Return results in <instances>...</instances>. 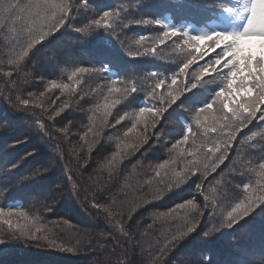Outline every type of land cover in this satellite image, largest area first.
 <instances>
[{
  "label": "trees",
  "instance_id": "1",
  "mask_svg": "<svg viewBox=\"0 0 264 264\" xmlns=\"http://www.w3.org/2000/svg\"><path fill=\"white\" fill-rule=\"evenodd\" d=\"M20 2L26 4L28 0ZM66 3L71 5V11L65 24L29 50L19 65L8 63L6 44L0 34V138L17 151L2 173L4 195L0 197V208L14 213L23 211L29 218L39 216V225L51 229L58 243L62 242L57 233L66 236L69 225H73L72 241L63 242L73 251L50 248L45 241L21 236L0 219V236L4 240L0 244V264H264V206L257 207L234 227H221L227 212L245 199V188L249 191L255 188L253 180L264 183V176L260 174L264 171L260 167L264 164V121L257 119L255 124L237 131L227 158L215 172L205 173L203 168L185 172V166L194 156L199 157L201 152L212 155L208 149L214 145H205L204 128L196 124L194 113L216 100L215 93L226 88L229 69L223 67V62L214 64L222 51L213 47L203 56L192 52L197 59L187 69V75L177 76L183 63L191 59L190 45H184L183 39L177 37H169L160 44L162 26L129 23L150 18L192 36L229 33L232 26L215 17L208 25L212 16L210 9L227 1L88 0L86 8L80 7L84 0H67ZM107 11L119 14L112 18L114 26L105 28L103 34L106 37L101 42L100 39L96 40L99 43L87 40L88 45L84 46L85 31L78 30L95 29L92 20ZM123 24L128 26L123 27ZM238 28L234 24L233 32ZM59 34L64 46L54 40ZM141 35L147 39L137 44ZM69 39L72 41H65ZM178 44L181 47L177 48ZM208 44L211 41L203 47L207 49ZM60 48L65 49V53L60 54L57 51ZM85 50L91 53V61L96 66L79 63V55H86ZM106 53L111 57L117 55L121 63L107 58ZM96 56L99 59L95 60ZM44 59L57 65L51 79L45 80L40 74L39 63ZM58 59L60 64L56 62ZM80 67L89 71L78 72ZM204 67L209 71L201 75L200 70ZM176 76L178 84L175 87L182 91L181 82H188L189 87L196 83L197 87L167 107L166 102L160 101L159 94L166 95L167 85ZM158 79H163L165 85L153 97L149 92ZM53 84L68 85V89L52 87ZM131 86L136 87L135 92L130 91ZM113 87L122 91L111 92ZM17 96L29 100V104H22ZM46 98L48 102L43 103ZM65 103L67 106L60 111ZM106 103L112 104L107 126L93 128L92 118L102 119V106ZM141 107L151 109V112L138 119ZM162 107L166 111L155 116L156 109ZM218 107H221L219 102L213 105V111ZM58 111L60 114L56 115ZM228 115L231 117V113ZM122 116L124 119L116 123ZM153 120L155 126L146 127L153 124ZM16 121L23 123V129L12 126L11 123ZM130 128L133 132L125 136ZM96 131L100 132L99 137L95 135ZM229 131L225 127L221 133L218 128L217 132H208L207 137L215 139L223 151L222 140L227 138ZM143 135L149 138L138 151L124 148L125 143H136ZM185 136H188L187 142L172 150V145L183 141ZM92 141L95 143H91L89 151ZM180 149H184L185 154L173 163V157L178 156ZM189 150L194 156L187 155ZM126 152L132 154L125 156ZM117 153L121 162L110 174L102 165ZM237 158L239 161L235 162ZM165 161H169L167 168L161 177H155V170H159L158 166ZM37 170H40L39 175H34ZM172 170L185 175V182L174 185L161 198L152 199L149 186L143 182L153 177L167 182ZM137 183L142 185L137 195H146L149 202L141 204L131 219L126 214L116 217L121 220L124 232L114 221L108 222L112 218L107 217V213L91 207L92 203L111 205L113 199L118 204L125 200L126 184L135 186ZM198 184L200 188H197ZM211 185L223 191L219 201L210 195ZM205 195L210 197L208 201L204 200ZM188 200L198 206L189 213L199 218L198 227L168 245L180 220H156V215L168 213ZM45 205L51 210H46ZM118 210L114 208V211ZM178 211L182 214L185 210ZM6 219L13 224L18 221L23 224V218L15 215ZM54 221L60 222V226H54ZM205 231L210 235L205 236ZM162 249H165L163 253Z\"/></svg>",
  "mask_w": 264,
  "mask_h": 264
},
{
  "label": "snow or ice",
  "instance_id": "2",
  "mask_svg": "<svg viewBox=\"0 0 264 264\" xmlns=\"http://www.w3.org/2000/svg\"><path fill=\"white\" fill-rule=\"evenodd\" d=\"M88 6V0H84V3L80 6L81 8H86ZM71 11V5L65 3L64 0H28V3L21 4L20 0H0V28L6 27V21L10 22L11 27L9 31L15 33L13 37L15 44L13 49L10 50V54L15 55V59L9 60L10 64L19 65L20 62L28 55L29 50L33 49L36 45L41 44L47 37L51 36L54 30L62 27L65 24V20L68 12ZM242 12L246 14V25L242 32L239 33H225V32H214L207 35H197L192 36L187 33H181L179 30L174 28H168L167 25H161L159 20H153L150 18H144L136 21H129V23L143 24V25H160L164 29L159 38V43L164 44L166 39L169 37H177L183 39L184 45H190L191 52L189 55L191 59H188L179 68V75H187V69L192 65L197 59L191 53H199L201 56L206 54L207 50H211L213 47H220L223 45V52L218 55L214 61L215 65H220L223 62V67L228 68V80L226 88H222L220 91L215 93L216 100L206 106L200 108L194 113V119L197 125H201L204 128L205 145L207 143H212L213 148H209L208 152L212 155L206 154V156L201 159V157L194 156L193 152L189 150L187 155H193L194 158L188 161L185 166V172H195L204 169L205 173L208 171L215 172L217 167L222 164L227 158V154L230 148V144L236 138L237 131L242 127H247L254 120L259 119L264 121V0H246ZM114 15H119L118 13H113L107 11L98 16V18L93 19L91 24L95 28H112L114 25L111 22ZM24 19L29 23L21 26V28H16L15 25ZM128 24H123V27H127ZM27 29L26 33L24 29ZM78 31H86V29H79ZM115 35V32L113 33ZM147 37L141 35L139 40L136 41L137 44H142ZM207 41H211V44L207 45V49L203 46ZM181 47L179 44L177 48ZM19 49L17 52L16 49ZM155 51V49H153ZM137 55H142L144 53H136ZM131 55V53H130ZM227 58V59H226ZM231 66V67H229ZM78 72H87V68H79ZM209 68L204 67L200 70L201 75L208 73ZM215 71V69H213ZM11 76V73H7ZM75 75V73H74ZM155 76V74H152ZM177 76L171 79V83L167 85L169 89L165 94L160 93L159 99L162 103L167 104V107L173 105L181 96L187 91L197 87L196 83H191L190 87L188 82L183 83V91L177 88L178 79ZM71 79V77H70ZM115 84V81H113ZM165 85L163 79H158L155 86L149 92V95L155 97L157 95V90ZM52 87H63L68 89V85H56L53 84ZM111 92H121L119 88L113 87ZM130 91L135 92L136 87L131 86ZM240 93L237 95V93ZM43 95V93H41ZM17 100L24 105L29 104V100L23 99L17 96ZM217 102L220 103L221 107H218L213 111V105ZM118 103V101H116ZM37 106H39V101H37ZM67 104L61 106L60 111L64 110ZM104 114L102 119L97 120L94 116L92 118L93 128H103L107 126L108 116L111 114L110 109L112 104L106 103L103 106ZM99 110V109H98ZM60 111L56 112V115L60 114ZM166 111L165 108H157L154 115L161 116ZM151 112V109L141 107L139 109V118L142 119L145 113ZM220 115H216V113ZM228 113H231L229 117ZM127 115V113L125 114ZM203 116V120L201 117ZM51 119V117H49ZM124 117H120L116 123H120V120ZM225 121L226 123L221 124L220 121ZM155 124L156 121L153 120ZM227 127L230 131L227 133V138L222 140L224 145V150H220V146L216 143L215 139H210L207 137L208 132H217L218 128L223 132V129ZM61 131H67V129H61ZM92 131V128L89 129ZM133 132V129H129L126 132V136ZM95 135L99 137L100 132L96 131ZM253 135H256L255 133ZM111 139V137H109ZM248 139H252L249 137ZM188 136L184 137L183 141H177L172 145V150L177 149L179 144L187 142ZM91 143H89V151H91ZM140 143H125V149H132V152L138 151ZM171 151V150H170ZM132 153H125V156ZM185 154L184 149H180L177 157H173V163L179 156ZM32 155V153H28ZM121 162L120 154L117 153L109 160L107 163L102 165L103 168L108 169L111 174L115 171L119 163ZM169 161H165L163 164L158 166L159 170H155V177H161V173L167 168ZM13 167H16L14 164ZM261 169H264V164L260 165ZM43 171H48V169H43ZM40 170H37L34 175H39ZM264 176V171L260 173ZM152 179L145 180L143 183L147 184L150 188V195L152 199L161 198L166 191L170 190L174 185L178 186L183 184L187 177L181 172H175L172 170V175L169 181H164L163 179L156 180ZM258 187L253 188L251 191L245 188L247 195L245 199L236 203L232 207L231 211L227 212L225 219L222 222L221 227H234L236 224L240 223L241 220L247 218L253 211L260 206H264V183L259 181ZM163 185V186H161ZM128 191L125 192V200L120 201L118 204L113 199V203L100 204L92 203L91 207L94 209H101L104 213H107V217L112 219L108 220L109 223L115 222L119 226L120 231L124 232L123 224L121 220L116 219L117 216L123 217L125 214L131 219L133 213L141 204L148 203L149 200L146 195H137L138 190L142 187L140 183L135 186L127 185L125 186ZM200 188V185H197ZM124 191V189H122ZM4 195V190L0 189V197ZM210 197L208 195L204 196V200L208 201ZM207 206V205H205ZM46 210H51L47 205L44 206ZM114 208H118V211H114ZM198 206L193 200H188L187 203L177 204L176 208L172 209L168 213H161L156 215V220L166 219L174 220L179 218L180 223L175 226V231L171 235V239L168 240V245H171L177 240H180L190 233L194 232L199 224V218L197 216L189 215L190 212L197 210ZM178 209L185 210L182 214ZM17 216L23 218L25 223H16L7 217ZM202 215V213H201ZM106 217V218H107ZM0 219H4V222L8 224L9 229H14L19 232L21 236L28 237L33 241H45L46 246L50 248H57L63 251L72 252V247H65L63 243H58L57 239L54 238V233L49 228L39 225V216H34L29 218L28 215L23 211L12 212L11 210L5 211V209L0 208ZM67 225V221L63 222ZM155 223V220H154ZM54 226H60V222L54 221ZM69 227H71L69 225ZM152 226L149 225V228ZM35 228V231H33ZM205 236H209L210 232L205 231L203 233ZM127 235V233H125ZM4 243L2 236H0V244ZM43 246V245H41ZM167 248V245L165 246ZM165 249H162V253Z\"/></svg>",
  "mask_w": 264,
  "mask_h": 264
},
{
  "label": "rangeland",
  "instance_id": "3",
  "mask_svg": "<svg viewBox=\"0 0 264 264\" xmlns=\"http://www.w3.org/2000/svg\"><path fill=\"white\" fill-rule=\"evenodd\" d=\"M64 2L66 3L67 2V0H64ZM21 3V2H20ZM21 4H23V3H21ZM234 12V9L233 8H228L225 12H224V16L225 17H229L232 13ZM81 20H83V19H81ZM244 23H245V25H246V14H244L243 15V20H242ZM27 23H29L28 21H26V20H24V19H21L16 25H15V27L16 28H21V26H23V25H25V24H27ZM6 27H3V28H0V34H1V36L3 37V39H4V41H5V44H6V55L8 56V59L10 60V59H12V60H14L15 59V55H13V54H10V50L11 49H13V47H14V44H15V41H14V39H13V37L15 36V33H13V32H10L9 31V27H11V24H10V22H7L6 21ZM243 29H244V26L242 27ZM241 28V29H242ZM104 30H105V28H103V27H100V28H95V29H93V30H87V31H85L84 32V46H87L88 44H87V40H88V42H90V43H99V42H101L102 41V39H103V37H106V34H103V32H104ZM24 31L26 32L27 31V29L25 28L24 29ZM60 35L61 34H59V35H57L55 38H54V40L56 41V43H58V44H60V45H62V46H64V43H63V39L62 38H59L60 37ZM100 39V40H99ZM96 40H99V42H97ZM65 41H68V42H71L72 41V39H69V40H65ZM70 50H71V52H72V48H70ZM16 51L18 52L19 51V49L17 48L16 49ZM60 54H63V53H65V49H63L62 50V48H60V49H58L57 50ZM46 53H49V52H47L46 51ZM83 53H84V51H83ZM85 53H86V55H79V57H80V64H82L83 66H87V65H94V66H96V64L93 62V61H91V59H92V57H91V53H89L88 51H86L85 50ZM106 55H107V58L108 57H111L109 54H107L106 53ZM85 56V57H84ZM103 56H105V55H102V57ZM112 58V60L115 62V61H118V62H120L121 63V60H120V58L117 56V55H113V57H111ZM7 59V61H8V63H9V60ZM96 59H99V56H96V58H95V60ZM58 64H60L61 63V60L60 59H58L57 61H56ZM10 64V63H9ZM10 65H15V64H10ZM28 66V68L30 67V65H27ZM39 68L41 69V71H40V74L44 77V79L46 80V79H51V77L54 75V74H52V72L54 71V69H56L57 68V65L55 64V63H52V61H50L49 59H44L41 63H39ZM31 67H33V66H31ZM81 68V67H80ZM79 69V68H78ZM77 69V70H78ZM63 75V73H61V75L60 76H62ZM59 76V77H60ZM237 94H240L239 92L237 93ZM48 102V100H47V98L46 99H44L43 100V103H47ZM203 120V119H202ZM256 121H257V119L256 120H254L252 123H251V125L252 124H255L256 123ZM12 124V126L13 127H19L20 129H23V123H18L17 121L16 122H13V123H11ZM6 130V129H5ZM6 131H8L9 132V134L11 133V131H9V130H6ZM16 150L15 149H13V147L11 146V145H9L8 144V141H6V140H2V138H0V189H2V183L4 182V180H1V178H2V173L4 172V170H5V168H6V164L8 163V162H10V160L12 159L13 160V158H14V156L16 155ZM237 161H239V158H237V160L235 161V162H237ZM224 175V174H223ZM257 180H253V182H255V184H256V187L255 188H257L259 185H258V183L256 182ZM209 193H210V195H212V197L215 199V200H217V201H219L220 199H222L223 198V195H224V193H223V191L221 190V188L220 187H217V186H209ZM25 221L24 220H22V223H24ZM18 223H21V221H18ZM1 228V227H0ZM68 229H69V232H67L66 233V236H63L60 232L59 233H57V235H58V237H59V239L61 240V242L63 243L65 240H67L68 242H71L72 241V239H71V237H72V233H73V225L71 226V227H68ZM244 248H245V246H244ZM239 249H242V247L241 248H239ZM61 250V249H60Z\"/></svg>",
  "mask_w": 264,
  "mask_h": 264
},
{
  "label": "clouds",
  "instance_id": "4",
  "mask_svg": "<svg viewBox=\"0 0 264 264\" xmlns=\"http://www.w3.org/2000/svg\"><path fill=\"white\" fill-rule=\"evenodd\" d=\"M154 126H155L154 123L151 124V125H146V127H154ZM124 135L126 136V133H124ZM127 136H128V135H127ZM148 138H149V137H148L147 135H143V136H141V137H138L136 143H140V144L146 143L147 140H148ZM205 156H206V154L203 153V152H201V153L199 154V157H201L202 160H203V158H204Z\"/></svg>",
  "mask_w": 264,
  "mask_h": 264
}]
</instances>
